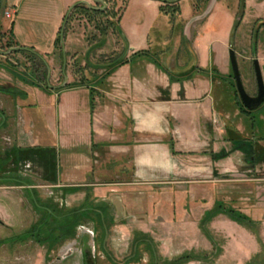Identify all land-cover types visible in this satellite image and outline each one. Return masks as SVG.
<instances>
[{
	"label": "rangeland",
	"instance_id": "rangeland-1",
	"mask_svg": "<svg viewBox=\"0 0 264 264\" xmlns=\"http://www.w3.org/2000/svg\"><path fill=\"white\" fill-rule=\"evenodd\" d=\"M68 1L0 0V62L9 66L0 69V87L25 92L46 117L53 115L55 105L48 95L53 88L82 79L90 81L103 72L102 62L121 53L124 58L130 57H126V44L118 28L128 0H105L109 19L69 13L59 45L64 53L63 68L60 49H54V41L60 36L68 11L59 19L58 16ZM87 2L101 7L92 0ZM177 2L179 12L173 18L164 15L167 23H157L168 29L158 37L163 43L161 51H148L174 75H186L198 68L196 46L206 42L203 38L207 31V44H214L216 54L211 52L210 57L216 58L222 73L219 72L232 76L228 56L232 49L242 85L249 96H255L253 59L258 60L264 82V0ZM137 8L145 19L152 16L149 10ZM14 22L23 28V33L18 30L17 35L13 34ZM230 22L238 24L235 27ZM96 25L106 31L101 47L96 44L101 38ZM42 37L52 38V50L27 47L26 42H38ZM10 43L13 47L7 49ZM90 46L93 48L86 51ZM22 48L32 49L44 64L21 53ZM64 78L66 83L61 86ZM46 85L50 87L48 92L44 91ZM213 97L216 123H201L196 143L177 148L180 153L166 163V170L139 168L135 176L132 151L120 153L117 147L114 158L104 156L99 162H83L80 169L66 171L67 155L47 138L36 105L29 112L24 109L28 102H15L0 93V111L5 115L0 152L9 153L14 146L23 150L17 174L19 180L29 184L0 182V240L27 231L40 218L32 207L28 189L39 201L58 209L85 206L97 215H89L76 227L74 237L51 249L33 238L3 244L0 264H169L187 254L190 258L181 264H247L259 252L255 264H264V108L256 116L258 129L251 133L248 119L237 109L236 96L228 83L216 81ZM53 124L52 121L56 128ZM129 134L128 130L116 129L114 144L129 139L141 144L158 140L153 136L128 138ZM168 136L165 132L163 139ZM8 168L13 169L14 165ZM121 185L125 187L119 188ZM215 200L246 214L255 222L253 228L248 230L225 215L202 224L204 213ZM98 220L103 226H98ZM136 239L139 243H135ZM143 239H150L155 257L148 245L140 242Z\"/></svg>",
	"mask_w": 264,
	"mask_h": 264
},
{
	"label": "crops",
	"instance_id": "crops-1",
	"mask_svg": "<svg viewBox=\"0 0 264 264\" xmlns=\"http://www.w3.org/2000/svg\"><path fill=\"white\" fill-rule=\"evenodd\" d=\"M82 1L87 0H69L58 19L74 4ZM159 5L157 0H128L118 21V28L126 44V57L141 50H154L157 53L161 51L163 43L158 37L168 29L163 27L164 24L159 27L157 23L166 22L168 17L159 12ZM139 6L152 12V16L145 19L137 12ZM212 7L208 12L206 26L209 24ZM130 10L133 12L128 17ZM13 11L16 14L15 6ZM21 28L14 22L13 34L17 35L18 30L23 33ZM170 30L172 29L169 27V32ZM204 34L203 39L206 42L198 43L196 46L198 50L196 66L201 69L215 66L221 72L216 58L210 57L211 52H214V44H207V31ZM26 43L27 47L44 52L53 49L52 38L42 37L38 42ZM92 48L93 46L87 47L86 51ZM159 62L168 69L160 58ZM101 83L94 86L93 95L86 86L68 88L57 93L53 88L48 93L55 105L51 117H46L40 106L30 98L34 106L36 105L35 108L40 110L39 118L45 123L47 138L53 140L54 146L67 155L64 161L65 164L68 162L64 165L66 171L80 169L83 162H99L104 156L114 158L115 147L120 153L132 151L131 160L135 176L139 168L166 170V163L180 153L177 148L196 143L195 138L201 123L209 120L212 125L216 123V117L212 115L214 97L210 76L194 72L189 80L170 82L152 63L134 59L133 62L119 67ZM34 106H26L24 109L30 112V108ZM49 108L48 106V110ZM52 121L56 128L51 125ZM120 128L122 131L130 132L128 138L137 136L145 139L153 136L158 140L152 144H141L129 139L114 144V131ZM165 132L169 134L166 140L163 139ZM170 143L173 144L174 152L170 148Z\"/></svg>",
	"mask_w": 264,
	"mask_h": 264
},
{
	"label": "trees",
	"instance_id": "trees-1",
	"mask_svg": "<svg viewBox=\"0 0 264 264\" xmlns=\"http://www.w3.org/2000/svg\"><path fill=\"white\" fill-rule=\"evenodd\" d=\"M105 1V0H102ZM160 5H159V12L163 15H168L173 16L179 12V7H178V2L177 0H157ZM197 2L199 0H196ZM196 8H199V5L196 3ZM71 15L75 12H79L83 14L84 16L87 17H93L95 20L98 18H106L109 19L111 16L109 15V9H104L103 11L101 10H96L87 7L85 4L82 3H76L72 6L71 10ZM71 19V17H70ZM112 27H114V23H110ZM238 23L235 22L233 25L236 27ZM233 27V26H232ZM95 29L98 31V34L100 35L99 41H97L96 44H99L100 47L103 46V37L106 33L104 27H99L96 25ZM63 35L58 36L55 41H54V49H60V53L58 54L59 58L61 59L63 63V68L65 67L64 63V53L63 50L61 49V46L59 47L60 43H62ZM8 48L10 49L13 47L10 43V45H7ZM21 53L27 54L32 56L34 59H39L43 64L44 61H42L41 57H39L37 54H35L32 49H19ZM134 59H142L147 62L152 63L157 69H159L161 72H163L169 79L170 82H183L185 80H189L194 72L201 73L206 76H210V79L212 81L213 87H215L216 81L220 82H225L228 83L229 86L232 88L234 95L236 96V105L237 109L244 114L245 117L248 119V129H250L251 133H254L255 129H258L257 125V113L264 108V102L259 106L257 109L253 111H247L240 103L239 98L237 96V92L235 89L234 81H233V76L228 75H222L215 66H210L209 69H201L197 68L194 69L192 72H188L186 75H174L170 70L166 69L158 60L157 56L155 54L150 53L148 50H141L133 53L130 55L128 58H124L123 54H119L115 58H112L106 62H102V68L104 69L103 72L92 78L90 81H85L81 80L79 83H72V84H67L66 87L62 88H55L54 92H60L64 89L68 88H75V87H80V86H86L89 87L90 89V94L93 95L94 92V86L102 84L105 79H107L113 72H115L119 67L129 63L133 62ZM9 69V66L6 65V63H1L0 62V69ZM231 70V69H230ZM47 72V71H46ZM232 73V72H231ZM23 80L27 79L26 76H22ZM230 79L232 81H230ZM34 84V82L32 83ZM50 87L48 85L45 86L44 91L48 92ZM50 92V91H49ZM0 93L9 95L12 97L15 101H20V102H28L26 106H34V103L30 99V97L25 93L21 91H15L10 88H4L0 87ZM5 127V116L4 114L0 111V129ZM232 141V139H229ZM247 139H244L243 141H246ZM235 141V140H233ZM236 141H241V140H236ZM170 148L173 151V144L170 143ZM39 150V149H38ZM23 150L18 148V147H12L9 153H1L0 152V182L4 183H14L15 186H26L29 184H26L25 182L19 180L20 178L18 176V164L20 162V156L22 154ZM10 164L14 165L13 169H9L8 166ZM124 185H121L119 188H124ZM29 193V198L32 204V207L35 211H37L40 214V218L38 221L27 231L16 235L10 239H2L0 240V246H2L5 243H8L10 241H22L23 239L27 238H33L34 240H37L40 243H47L48 246L53 248V246L57 245L58 243L68 239L72 238L75 235V229L76 227L84 222L86 218L93 214V212H96L94 209H90L88 207H81L75 210H62L58 209L55 205H50L47 203H44L42 201H39L33 190L28 189ZM96 215V214H93ZM218 215H225L229 220L237 223L238 225L251 230L253 228V224L255 222L248 217L246 214L242 213L240 210L235 209L227 204H225L222 200H215L213 203V206L211 207L210 210L206 211L204 213V216L202 217L201 223L204 224L206 221L218 216ZM97 216V215H96ZM101 225V223L98 220V226ZM103 226V225H101ZM100 226V227H101ZM103 230V228H102ZM140 242H143L144 244L148 245L149 250L152 253V257H155L154 249L152 246V243L150 239H143ZM135 243H139V240L136 239ZM260 253V252H259ZM259 253H257L247 264H255V259L259 257ZM187 258H190L189 255H184L182 257L176 258L174 261L170 262L169 264H181L182 260Z\"/></svg>",
	"mask_w": 264,
	"mask_h": 264
},
{
	"label": "water",
	"instance_id": "water-1",
	"mask_svg": "<svg viewBox=\"0 0 264 264\" xmlns=\"http://www.w3.org/2000/svg\"><path fill=\"white\" fill-rule=\"evenodd\" d=\"M92 2L95 5L100 4L101 7H99V8L93 7L87 1H82L79 3L85 4L87 7L92 8V9H96V10H104L106 8V5L102 0H92ZM71 8L69 9V11H68L67 15L65 16L64 21L62 23V26L60 29V35L61 36L63 35L64 28H65L67 18H68V15L70 13ZM11 50H16V49H11ZM228 56H229V65H230V69L232 72L233 81H234V85H235V89H236L239 101H240L241 105L247 111H253V110L257 109L259 106H261V104L264 102V82H263V78H262V74H261V70H260L258 60L253 59V61H252V67H253V73H254L257 92H256V95L254 97H251L246 93V91L242 85L241 78H240L239 71H238L236 58H235V54H234L232 49H229ZM49 73H50V69L48 68L47 78L49 77ZM65 83H66V78H64L63 84L61 86H63Z\"/></svg>",
	"mask_w": 264,
	"mask_h": 264
},
{
	"label": "flooded vegetation",
	"instance_id": "flooded-vegetation-1",
	"mask_svg": "<svg viewBox=\"0 0 264 264\" xmlns=\"http://www.w3.org/2000/svg\"><path fill=\"white\" fill-rule=\"evenodd\" d=\"M257 89V88H256ZM252 97H254V96H252Z\"/></svg>",
	"mask_w": 264,
	"mask_h": 264
}]
</instances>
